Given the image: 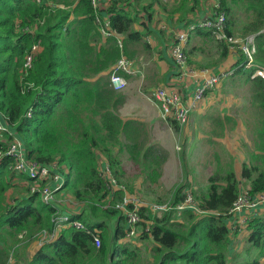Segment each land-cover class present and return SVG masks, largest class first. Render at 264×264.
<instances>
[{"label": "trees", "instance_id": "obj_1", "mask_svg": "<svg viewBox=\"0 0 264 264\" xmlns=\"http://www.w3.org/2000/svg\"><path fill=\"white\" fill-rule=\"evenodd\" d=\"M191 2L198 5L200 0H182V9H188ZM219 3L218 12L226 16L229 36L256 35L255 63L264 67V0ZM132 5L131 0H112L108 10L112 30L127 35V42L143 37L133 29L137 20L134 12L129 11ZM134 7L136 13L146 8ZM98 17L100 12L91 0H0V111L15 127L12 132L24 144L28 158L49 167L56 164L53 172L65 176L66 183L60 191L71 194L82 207L81 213L70 216L89 230H62L29 264H131L138 256L136 251H140L120 243L126 237L125 217L115 206L122 194H112L101 171L105 157L114 176L119 178L121 162L117 154L123 147L122 138L138 137L131 132L129 135L130 122H124L117 114L124 97L115 93L109 76H101L117 63L121 50L115 39L104 41ZM206 33L212 36L211 32ZM37 44L40 50L33 54L31 68L27 69L26 59ZM220 44V60L224 61L229 56V46ZM238 54L236 74L247 77L251 83L253 102L261 112L255 150L262 156L255 155L253 161L262 164L245 165L242 178L251 181V195L264 194V80L252 79L254 69H245V55ZM12 139L8 135L7 143ZM7 143L1 142L0 149ZM12 162L9 157L0 160V242L4 234L19 237L21 242L24 238L36 240L44 231L53 233L58 212L64 213L62 205H48L38 195L29 194L14 203V195L8 200L9 191L16 187ZM219 179L225 184L211 178L208 192L199 199V207L205 213L202 216L187 210L182 215L184 221L179 222L175 211L165 212L159 218L148 209L141 210V215L153 223H141L143 238L157 243L153 264H227V225L230 210L240 195V183L234 170ZM24 191L29 192V188ZM185 195L183 187L177 189L172 205L183 202ZM114 220L118 225L112 228ZM96 229L102 231L98 234L100 247L94 242ZM248 230V241L258 255L246 264H262L264 214L253 218ZM4 245L0 246V264H8L15 251L5 249Z\"/></svg>", "mask_w": 264, "mask_h": 264}, {"label": "crops", "instance_id": "obj_2", "mask_svg": "<svg viewBox=\"0 0 264 264\" xmlns=\"http://www.w3.org/2000/svg\"><path fill=\"white\" fill-rule=\"evenodd\" d=\"M99 1V12L100 17H102L103 21H110V14L108 10L111 6L112 0H98ZM170 1V0H166ZM174 1V0H171ZM179 1V0H178ZM182 1V0H181ZM168 2H164L163 0H131L133 4L130 7L129 11H133L136 17V23L133 25V29L137 32L143 34V37L139 41H128L127 35L123 36V51L122 55H124L129 62L131 63L132 69L136 72L134 75H128L122 73V76L125 78L127 82V86L122 91H117L114 88L116 94L123 96L124 101L118 107L117 114L124 122H130L129 126V135H133L135 138L138 137L136 140H131L124 135L122 138V150L118 153L119 160L121 162L120 166V176L119 178L115 177L113 172L111 171L108 162L105 157H102V167L101 171L104 177L107 179L108 176L106 175L107 170L111 173L112 177L117 180L118 183L124 185L128 192L133 195H138L136 193L142 190V186H146L149 183L155 185L159 180L161 181L163 172L165 170V166L169 164L171 161L170 158H174L176 152L175 150H179L178 147L174 143V134L179 130L184 132L186 136H189L187 142L197 144L200 142V149L198 150L199 155L201 157L198 158L196 162H205L206 157L210 154L212 149L216 144L222 145L225 147L230 153H233V157L236 162L238 161H246L245 157L242 153L238 152V147L240 146L239 142L231 143L228 142L227 139L229 138V130L233 131L234 128H228L226 125V121L229 119H233V112L234 108L230 109L228 112V118H223L224 114H221L218 111V107L216 106L217 101L216 98L221 95V93L216 94L217 90L221 87V85L229 80L233 76H239L246 80L247 77L236 74L237 69L235 65L238 63L239 55L238 53L229 52V56L224 60L214 64L212 68L204 67L197 65L196 63H192V58L189 55V47L192 44L194 39H204L208 40V36L205 35L207 30H203L202 32L197 31L194 35L191 36L185 51L188 57V64L190 67H194L196 69H209L212 72H227L233 70L235 73L225 78L218 86L212 91L207 92L205 98L199 104L198 109H196L190 118V122L186 126H179L178 124L174 123L173 121L164 120L162 117V112L160 107L151 99L150 93L159 88V87H168L170 89H178L183 92V95L188 98L195 93L200 86L204 84L203 78H194L189 75L184 76L183 79H180L181 71L179 67L173 60L171 56V48L174 43V39L176 33L182 29H185L189 24L198 22L200 20H207L214 16L216 13V1L214 0H200L198 5L193 4L192 2L188 5V9L183 10L181 6V2L179 6L175 8V10L165 12L162 8L167 6ZM136 5L139 8L146 7L143 11L136 13V9L134 7ZM191 5V6H190ZM195 7V10H191L190 8ZM204 34V35H203ZM207 34V33H206ZM106 41V38H103ZM116 40V38H113ZM211 40L219 45L220 51V43L216 42L212 37ZM117 42V41H116ZM146 53L148 55L144 56ZM221 56V52L219 53ZM112 68V67H111ZM111 68L102 73L101 76L108 77L110 79V70ZM254 79L253 77H251ZM179 79V81H178ZM251 83H246V85H250ZM251 86V85H250ZM234 107V103L232 104ZM241 107V106H240ZM240 107L238 109H240ZM238 112V110H236ZM220 121H216L221 126V133L222 137H218L217 135H210V133H205L204 135L199 136L198 138H193L192 133L190 131V124L194 118L200 119V122H203V129L209 128L213 130L215 128L218 129L217 126L213 123V117H219ZM211 121V122H210ZM259 124V122H258ZM201 125V124H200ZM13 130L15 129L14 126H10ZM197 130V129H196ZM223 131V132H222ZM147 134V136H146ZM146 136L145 140L141 139V137ZM158 135V142H154L155 139L153 136ZM131 137V136H130ZM162 138V140H159ZM1 141V139H0ZM1 143V142H0ZM244 144L248 145V140L246 139ZM185 146V145H184ZM174 153V155H172ZM254 151L251 156L257 155ZM165 156L166 159H162V156ZM129 166H126L128 165ZM199 165V164H198ZM132 167H137L138 170L134 171L131 170ZM169 165L167 166V168ZM198 167V166H197ZM196 167V168H197ZM195 168V169H196ZM200 169L203 168L202 165L199 167ZM159 175H157V173ZM242 168L239 165L235 167V173L239 180H242ZM15 177L13 178V183L16 186L15 188L11 189L8 193L9 199L11 198L12 194L16 189H21L23 195L29 194L30 191L26 192L24 190H28L30 185V180L26 175H20L14 173ZM138 177L136 180L130 183H124L125 178L129 179L128 176ZM144 177H143V176ZM60 182H53L52 187H56L59 184L63 187L66 183L65 176ZM108 183V182H107ZM240 183V187L242 185ZM109 185V184H108ZM157 186V185H156ZM61 187V188H62ZM242 189H251V185L246 187L242 186ZM111 190V189H110ZM157 190V188L155 189ZM184 190V187H183ZM241 191V189H240ZM112 194L119 192L122 194V199L124 193L122 191L113 192ZM184 194H191L186 186L184 190ZM159 193L156 191L154 197L148 198L147 190L144 192V204L143 208L148 209L151 211V205L153 204H161L158 202ZM68 200V202L66 201ZM120 202V201H119ZM58 203L62 205V210L64 211V215H72V214H79L81 213V204L75 201L73 196L69 193H66L64 189L59 191L58 193ZM185 212V211H184ZM152 213V212H151ZM258 214H264V207L259 206L257 213L255 210L252 212H240L231 220L228 221V228L230 230V245H229V256H228V264H231L232 255L236 252H241L242 240H245V244L247 239L249 238L250 231L245 224L242 225L240 231H238L237 223L240 221H244V219H248L251 216ZM152 215H154L152 213ZM182 215L177 214V221L183 222ZM124 216V215H123ZM155 216H160V214H155ZM125 217V216H124ZM114 225L112 228H115L118 223L117 220H114ZM146 223L147 225H152L153 223L148 219L143 220L142 223ZM239 222V223H240ZM125 227V238H123L120 243L123 245H127V241H130L129 244H135L136 247H139L138 240L145 239L143 238V228L139 227V236L134 238H127V230L128 224L125 219V223L123 224ZM112 229H110L111 231ZM101 234V230H95ZM50 233V232H49ZM61 235V234H59ZM20 238H23V234L20 235ZM111 240V235L110 238ZM152 239V238H151ZM34 242V241H33ZM32 245H29L30 248V256L27 264L31 262L33 257L36 253L45 246L44 238L40 235L36 241ZM152 242L157 244L153 239ZM96 245V244H95ZM97 247V246H96ZM130 247V246H129ZM234 247V248H233ZM18 252L16 249L11 256L9 257L8 264H16L18 260H14L15 253ZM238 255L235 256V260L239 259ZM247 263V262H246ZM261 263L263 264V258L261 259ZM234 264V262H233ZM240 264V263H238Z\"/></svg>", "mask_w": 264, "mask_h": 264}, {"label": "built area", "instance_id": "obj_3", "mask_svg": "<svg viewBox=\"0 0 264 264\" xmlns=\"http://www.w3.org/2000/svg\"><path fill=\"white\" fill-rule=\"evenodd\" d=\"M216 1V13L214 16L207 20H200L195 23L189 24L185 29H182L176 33L173 46L171 48V56L179 70L181 71L180 79L184 76H191L194 78H203L204 84L193 93L192 96L186 98L183 92L178 89H170L168 87H159L150 93V97L160 107L162 117L164 120L173 121L179 126H186L190 122L192 113L198 109L199 104L205 98L207 92L214 90L217 86L225 79L232 76L235 72L233 70L227 72H212L209 69H196L190 67L188 64V57L185 48L191 38L199 30H207L211 32L213 39L218 43H226L229 46V51L232 53L242 52L245 55V69L252 70V77H260L264 80V67L255 63V55L257 52L256 47V35H249L247 37H236V35L229 36L226 32V16L222 12H218L220 9L219 0ZM93 7L96 11H99V1L91 0ZM101 18V19H100ZM97 21L100 24L101 33L104 38H116L117 45L120 50L123 51V36L112 30L110 21H103L102 17H98ZM264 32V30H263ZM40 50V45L37 44L32 48V55L27 57L25 68H31L33 61V54ZM239 55V54H238ZM239 57V56H238ZM122 73L128 75H134L136 72L132 69L129 60L122 55L115 65L110 70V82L112 87L117 91H122L126 88L127 82L122 76ZM179 81V79H178ZM180 82V81H179ZM27 117H31V113H27ZM8 117L0 111V139L2 143H7V137L12 136L13 139L7 143L5 148L0 149V160L5 157L12 159L10 168L13 172L20 175H26L30 180L29 191L30 195H38L39 198L48 205L60 206L58 203V193L61 189L59 184L56 187H52L53 182H60L63 178L60 173L53 172L56 169L55 166L41 165L36 161L28 158L24 144L18 138L16 134L12 132L10 128ZM106 175L108 176L109 188L113 191H122L124 193L123 199L118 202L115 206L116 209L120 210L128 224L127 238H134L139 236V227L143 222L141 210L143 204L138 196L130 194L127 188L118 183L115 178L112 177L109 170ZM104 176V175H103ZM145 205V204H144ZM264 207V194L259 193L256 195L250 194V189H242L238 199L233 204L229 215L230 220L240 212H252L255 210L257 213L258 207ZM151 212L154 214H163L169 211H175L178 215H181L184 211L190 210L198 214H205L191 194H187V197L180 204L173 206L172 204H153L150 206ZM260 216L255 214L250 215L248 219H244L242 222L237 223L238 231L241 230L242 225L249 226V222ZM56 228L53 233L44 231L41 236L44 238V243H51L55 238L58 237L62 230L69 228H75L77 230L87 231V226L70 217L59 213L55 218ZM150 232V229H147ZM230 232V230H229ZM230 234V233H229ZM94 242L97 247L101 246V238L97 234L94 237Z\"/></svg>", "mask_w": 264, "mask_h": 264}, {"label": "rangeland", "instance_id": "obj_4", "mask_svg": "<svg viewBox=\"0 0 264 264\" xmlns=\"http://www.w3.org/2000/svg\"><path fill=\"white\" fill-rule=\"evenodd\" d=\"M163 1L168 2L166 0ZM180 2L182 1L170 0L166 4L167 6L163 7L162 9L165 12L175 10L177 5L179 6ZM211 37H208V40H204V39L193 40L192 44L189 47V55L192 58V63H196L197 65L200 66L212 68L214 64H218L220 62L219 53L221 51L219 45L213 42V40H211ZM236 37L242 38L240 34H236ZM148 54L149 53H146L144 56ZM246 83L247 82L244 78L239 76H233L229 80L225 81L216 92V94L221 93V95L218 96V98H216V101L218 103L216 104V106L218 107V111L221 114H224L223 118L229 119L228 112L230 109L234 108L233 119L227 120L226 125L228 128L231 129L234 128L235 130L228 131L230 135H228L229 138L227 139V141L231 143H236V142L240 143V146L238 147V152L242 153L246 161H238L239 163H237L236 162L237 160H235L232 155L233 153H230L222 145L216 144L212 149L213 151H211L210 154L206 157L205 159L206 161L203 163L202 162L198 163L196 161L198 160L199 157H201V154L199 155L198 153V150L200 149L199 145L201 141H199L197 144L193 142L189 144L187 142L189 136H186L184 132H181L179 130L178 132L173 133L174 143L179 150L178 151L175 150L176 154L174 158H170L171 161L169 162V164L165 166V170L163 172L161 181L159 180L155 185L149 183L146 186H142V190L136 193L138 194L137 196L141 201L142 200L144 201L145 199L144 192H146L147 190L148 198L154 197L157 191L159 193L157 197L159 203L172 204L174 199L173 196L176 190L181 187H184L185 190L187 186L189 192L191 193V195L195 200V203L199 205L200 202L199 199H201L206 195L212 184L211 178L218 179L219 184L223 185L225 183H223L222 179L219 178L224 177L226 172L229 170L235 171L236 165H239L243 171L245 165L250 167L252 166V164H260V165L262 164L261 161H253L254 156H251V154L254 151H256L255 143L259 142L258 122L259 119L261 118V112L259 106L257 104H254L253 102L254 98L252 95L251 86L246 85ZM233 103H234V107L232 106ZM239 107L240 109H238ZM236 110H238V112ZM220 118L222 117L221 116L213 117L212 121L214 125L218 127V129L215 128L213 130H210L209 128L203 129V122H200V119L198 118H194L190 124V131L192 133V137L198 138L199 136L204 135L205 133H210V135H215V136L217 135L218 137H222L223 135L221 133V126L216 122V121H220ZM146 136L144 135L143 137H141V139L145 140L147 138ZM153 138L155 139L154 141L155 143L158 142V135L153 136ZM246 139L248 140V145L243 143L245 142ZM159 140H162V138H160ZM257 154L258 156H262V154L259 153ZM172 155H174V153H172ZM161 158L166 159L164 155ZM168 165L169 167L167 168ZM200 165L203 166L202 169L199 168ZM126 166H129V164ZM131 170L137 171L138 168L132 167ZM128 177L129 179L125 178L124 183L127 182L130 183L138 178L135 177V175L133 176L129 175ZM242 180L244 183H242L240 189L242 188V186L246 187L248 185H251V181L244 178H242ZM242 180L238 179L239 183H241ZM156 188L157 190H155ZM12 195L15 196V200H12L14 203L20 200L17 198H20L23 195V192L21 189H16L14 191V194ZM185 196L187 197V194ZM66 201L68 202L67 199ZM145 215L148 216V214ZM162 215L163 214H160V216H156V217L161 218ZM194 215L197 216L195 213ZM202 215L203 214L201 215L198 214V216H202ZM175 218L176 220L178 219L177 215ZM142 219L146 220L144 216H142ZM182 220L184 221L183 216H182ZM111 224L114 225V222L111 221ZM141 228H143L142 225ZM3 232L2 234H4ZM23 235H25V233ZM4 236L5 237L1 239L2 242H0V246L4 243L5 249H8L9 251L11 250V252L13 250L18 249V252L15 253V257H14L15 261L18 260L16 261L17 262L16 264H27L31 251L30 248H28V246L32 245V242L33 241L35 242L36 240L26 241L24 238L20 242L19 237L13 238L7 234H4ZM108 242H109V238H108ZM137 242L139 247H136L135 244L134 245L129 244L130 241H127V244L130 247H132L133 250H136V248L140 250V251H136V254L138 256L137 258L132 259L131 264H153L154 262L153 249L156 246V244L153 243L152 239L149 238H145L144 240L139 239ZM242 244H243L242 245L243 247L241 248L242 253L240 252L234 253L230 261L231 264H233V262L234 264H238V263L246 264V262L247 263L252 262L253 259L257 257L258 251L252 247L248 239L246 241V244H245V240L243 239ZM236 255L240 257L239 259H237V261L234 259ZM228 262L229 261L227 258V264ZM263 264H264V258H263Z\"/></svg>", "mask_w": 264, "mask_h": 264}, {"label": "clouds", "instance_id": "obj_5", "mask_svg": "<svg viewBox=\"0 0 264 264\" xmlns=\"http://www.w3.org/2000/svg\"><path fill=\"white\" fill-rule=\"evenodd\" d=\"M71 217V216H70ZM87 231H89V230H87ZM97 234H99L97 231H95Z\"/></svg>", "mask_w": 264, "mask_h": 264}]
</instances>
